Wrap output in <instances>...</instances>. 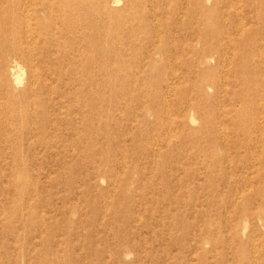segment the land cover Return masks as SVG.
Returning a JSON list of instances; mask_svg holds the SVG:
<instances>
[{
	"label": "rangeland",
	"instance_id": "obj_1",
	"mask_svg": "<svg viewBox=\"0 0 264 264\" xmlns=\"http://www.w3.org/2000/svg\"><path fill=\"white\" fill-rule=\"evenodd\" d=\"M0 264H264V0H0Z\"/></svg>",
	"mask_w": 264,
	"mask_h": 264
}]
</instances>
